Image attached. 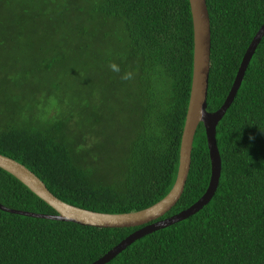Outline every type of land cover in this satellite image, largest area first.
<instances>
[{"label":"trees","instance_id":"obj_1","mask_svg":"<svg viewBox=\"0 0 264 264\" xmlns=\"http://www.w3.org/2000/svg\"><path fill=\"white\" fill-rule=\"evenodd\" d=\"M205 5V102L214 111L264 21V0ZM191 54L187 0H0V154L67 204L104 213L151 205L175 177ZM125 73L132 78L122 79ZM51 98L58 112L43 118ZM215 144L220 171L209 201L104 264H264V34L215 126ZM208 177L199 123L182 192L159 218L196 201ZM0 204L55 213L1 168ZM139 227L0 210V264H89Z\"/></svg>","mask_w":264,"mask_h":264},{"label":"water","instance_id":"obj_2","mask_svg":"<svg viewBox=\"0 0 264 264\" xmlns=\"http://www.w3.org/2000/svg\"><path fill=\"white\" fill-rule=\"evenodd\" d=\"M187 2L192 32L191 76L187 105L179 138L176 172L168 192L158 201L139 210L122 213L92 211L59 200L49 192L43 182L30 170L15 160L0 154V168L15 177L35 196L49 205L55 213H35L11 209L0 204L1 211L34 218L73 222L98 228L140 226L126 235L100 257L89 263L104 264L132 241L154 230L186 218L209 201L215 191L220 171V159L215 144V126L231 103L248 61L257 43L264 34V21L257 28L246 46L222 103L214 111H208L206 109L205 99L209 69V19L205 0H187ZM199 123L202 124L204 130L209 159V177L206 188L201 196L185 209L170 216L159 218L174 205L182 192L189 168L191 142Z\"/></svg>","mask_w":264,"mask_h":264},{"label":"rangeland","instance_id":"obj_3","mask_svg":"<svg viewBox=\"0 0 264 264\" xmlns=\"http://www.w3.org/2000/svg\"><path fill=\"white\" fill-rule=\"evenodd\" d=\"M36 47L37 46L35 44H32L31 48L36 49ZM98 65H103V64H98ZM97 69L99 70L98 67H97ZM54 103H55L54 98H51L48 101V103H46L45 108H44L45 110L43 109V111H41L43 113V118H51V117L56 116L58 110L56 109V107L53 106V105H55ZM116 104L118 105V107L123 106V104H121V103L116 102ZM109 161H110V159H108L107 162H109Z\"/></svg>","mask_w":264,"mask_h":264},{"label":"clouds","instance_id":"obj_4","mask_svg":"<svg viewBox=\"0 0 264 264\" xmlns=\"http://www.w3.org/2000/svg\"><path fill=\"white\" fill-rule=\"evenodd\" d=\"M109 67L114 72H119L120 71L118 65H116L115 63L110 64ZM131 78H132V74L131 73H125L122 76V79H131Z\"/></svg>","mask_w":264,"mask_h":264}]
</instances>
